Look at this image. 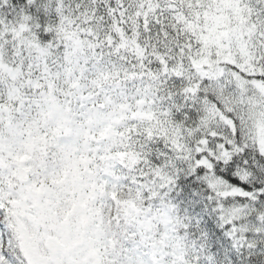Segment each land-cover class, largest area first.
I'll use <instances>...</instances> for the list:
<instances>
[{
    "label": "snow or ice",
    "instance_id": "obj_1",
    "mask_svg": "<svg viewBox=\"0 0 264 264\" xmlns=\"http://www.w3.org/2000/svg\"><path fill=\"white\" fill-rule=\"evenodd\" d=\"M0 264H264V0H0Z\"/></svg>",
    "mask_w": 264,
    "mask_h": 264
}]
</instances>
